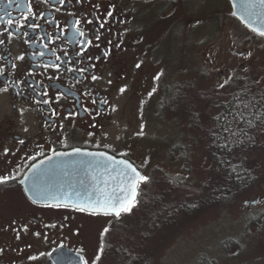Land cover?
Returning <instances> with one entry per match:
<instances>
[{
    "label": "flooded vegetation",
    "instance_id": "obj_1",
    "mask_svg": "<svg viewBox=\"0 0 264 264\" xmlns=\"http://www.w3.org/2000/svg\"><path fill=\"white\" fill-rule=\"evenodd\" d=\"M191 1L65 0L61 4L60 0H19L21 7L16 8V0L12 5L0 0V16L4 17L0 20V40L4 41L0 44V68L4 70L0 89L8 88L0 91V176L14 177L0 183V264H56L60 260L55 257V263L51 256L64 251L80 254L88 264L90 230L106 236L112 224L122 221L126 212L119 217L81 212L76 210L79 205L73 204H88L82 193L86 187H108L111 198L112 185L115 190L127 185L128 180L122 183L121 179L111 178L129 173L121 161L148 177L155 172L149 160L145 162L142 143L138 142L141 127L132 133L130 122L118 118L130 98L139 93L140 87L137 89L133 80L144 73L147 65L161 68L151 78L155 86L149 92H154L152 98L157 97L151 115H156L166 100L176 99L180 109L188 108V86L177 93L172 90L173 79L172 84L166 82L171 72L164 66L163 48L173 44L191 47L193 28L203 24L199 11L193 16ZM226 3L229 16L249 31L231 15L229 1ZM221 9L214 7L206 21ZM108 11H113L111 17ZM9 19L13 25L7 23ZM77 19L85 35L73 41ZM214 23L222 27L221 21ZM32 24L40 27L33 29L29 27ZM249 32L264 41V37ZM168 33L174 39L171 44L166 41ZM81 49L83 55L78 54ZM18 56L24 59H16ZM45 64H59L60 68ZM79 68L85 72L81 74ZM93 75L98 79L93 81ZM53 77L54 82L50 80ZM121 87H126L124 93H120ZM44 91L47 96L40 94ZM105 99L107 104L100 103ZM43 100L48 103H37ZM73 112L78 115H69ZM63 175L75 176L74 183L58 178ZM87 175L93 179L84 178ZM137 191L136 204H143L144 183Z\"/></svg>",
    "mask_w": 264,
    "mask_h": 264
},
{
    "label": "rangeland",
    "instance_id": "obj_2",
    "mask_svg": "<svg viewBox=\"0 0 264 264\" xmlns=\"http://www.w3.org/2000/svg\"><path fill=\"white\" fill-rule=\"evenodd\" d=\"M191 4L193 16L199 11L203 22L191 32V47L163 48L164 66L171 72L166 82L173 79L177 93L188 86V108L166 100L151 115L157 97L149 89L159 66H145L133 80L139 93L118 119L130 122L132 133L141 127L138 142L155 172L144 183L143 204H135L106 236L90 230L88 264H200L202 257L216 264H264V229L246 227L264 211V131L246 133L236 152L217 157H225L229 168L241 165L250 175V182L240 181L237 187L208 148L221 105L244 89L264 92V41L229 16L226 0ZM216 6L222 7L220 13L206 21ZM166 41L174 42L169 33ZM248 52L250 57L241 55ZM225 80L226 86L219 88Z\"/></svg>",
    "mask_w": 264,
    "mask_h": 264
},
{
    "label": "trees",
    "instance_id": "obj_3",
    "mask_svg": "<svg viewBox=\"0 0 264 264\" xmlns=\"http://www.w3.org/2000/svg\"><path fill=\"white\" fill-rule=\"evenodd\" d=\"M251 89H244V92H235L233 97L222 104L220 114L213 121L211 136L208 140V148L212 151L213 160L232 184L237 187L239 182L248 183L251 181L250 175L245 172L241 165L229 168L227 160L218 159L220 154L228 156L236 152L245 143L247 134L264 131V92L250 93ZM240 97V100H237ZM239 103V108L237 104ZM248 106L245 107L244 105ZM244 183V184H245ZM256 227L264 229V211L255 219L249 221L246 227ZM231 243V241H230ZM229 243V244H230ZM233 246L237 242L232 241ZM200 264H216L214 259L201 258Z\"/></svg>",
    "mask_w": 264,
    "mask_h": 264
},
{
    "label": "snow or ice",
    "instance_id": "obj_4",
    "mask_svg": "<svg viewBox=\"0 0 264 264\" xmlns=\"http://www.w3.org/2000/svg\"><path fill=\"white\" fill-rule=\"evenodd\" d=\"M64 2H65V0H60V3L61 4H63ZM261 2L264 3V0H261ZM8 3H9V5H12L13 4V0H8ZM14 6L16 8H20L21 7V5L19 3V0H16ZM113 8H114V6H113ZM0 11H3V10L0 9ZM31 11H32V8H31V5H29V12H31ZM112 15H113V11H108L107 12V16L111 17ZM232 15L235 16L237 14L235 12H233ZM3 19H4V17L3 16H0V20H3ZM25 19H27V17H25ZM7 23L9 25H13L14 21L11 20V19H9L7 21ZM80 23H81V21L79 19H77L74 22V25H73L74 35L71 37V39L73 41H77L78 40V37H83L85 35V33L83 31H81L80 28H79ZM88 23H91V21H88ZM20 27H23V26H20ZM29 27H32L33 29H36V28H39L40 25L39 24H32V25H29ZM103 27H104V24L101 23L100 24V28H103ZM17 30L19 31L20 28H18ZM252 30L254 32H257L259 36L264 37V30H257V29H252ZM5 31H7V29H5ZM62 32H63V30H62ZM8 34H9V36L12 35L11 32H9ZM0 35H3V33H0ZM24 35H27V33H24ZM99 38L100 37L97 35L96 36V39H99ZM78 42L79 43H83L82 40H79ZM3 43H4V41L3 40H0V44H3ZM87 43L90 45L91 44V41L89 40ZM83 53H84V50L81 49L80 53H78V54L79 55H83ZM53 54L55 55V53H53ZM40 55L43 56L44 53L41 52ZM107 55H108V53L105 52V56H107ZM241 55H246V57H250L251 56V52H248L247 54H241ZM0 59H2V57H0ZM16 59L22 61L24 59V56H18ZM59 59H60V57L59 56H56V60H59ZM97 59H99V57H97ZM13 67L15 68L16 65L13 64ZM44 67H52V68H55V69L58 70L60 68V65L59 64H45ZM136 67L139 68L140 67V64H137ZM69 71H72V69H69ZM77 71H79L81 74H83L85 72V69L84 68H79V69H77ZM3 74H4V70H3V68H0V75H3ZM158 78L159 77L157 76L156 79H158ZM55 79H56L55 77L50 78V80H52V82H54ZM91 79L93 81H95V80L98 79V77H96L95 75H93L91 77ZM109 83H111V81H109ZM226 84H227V80H225L224 82L220 83L218 85V87L219 88H224L226 86ZM0 91H8V88L5 87L3 89H0ZM119 91H120V93H124L126 91V87H121L119 89ZM40 94L41 95H44V96H47L48 95V92L47 91H44L43 93H40ZM151 94L152 93H149V95H151ZM58 95L63 96L64 93H58ZM85 95H91V93H85ZM237 100L239 101L240 100V97H237ZM37 103H45V104H47L48 103V100L37 101ZM92 103L93 104H96V101L93 100ZM100 103L107 104L108 101L105 99V100L100 101ZM244 106L247 107L248 105L245 104ZM237 107L239 108V103L237 104ZM84 111L87 114H89V115L92 114L91 113V110L88 109V108H84ZM113 111H115V109H113ZM53 115H55V113H53ZM69 115L75 116V115H78V113L77 112H73V113H70ZM99 115H100V112L97 111L96 112V116H99ZM93 127H95V125H93ZM25 131H27V129ZM138 134L139 135H142L143 134V131L141 130V132L138 133ZM20 143L23 144L24 141L21 140ZM75 151L76 152H79L80 150L79 149H76ZM4 152H5V154H7L8 153V149L5 148L4 149ZM101 155H104V154H101ZM108 159L111 160L112 158L109 157ZM120 163L124 164L126 166V168L129 170V174H128L129 189H128V191L130 193V196L129 197H126V198H124L122 200H120L118 203H114L111 200H109V201H106V202H104L103 204L100 205L101 208H106L108 210V214H114L116 217H119L121 215V212H131L132 208L136 204V196L138 194V191H137L138 186L141 183H147L149 181V179H150L148 176L142 175L135 167H133L127 161H121ZM9 179H14V177L0 176V183H4V182H6ZM121 191H124V189H121ZM56 206L59 207L60 205H56ZM76 210L83 212V211H86L87 208L86 207L77 206ZM93 211H94V209H93ZM24 230L25 231L27 230L26 227H25ZM105 231H107V229H105ZM37 235H39V233H37ZM19 238H20L19 237V233H17V239H19ZM2 251H3V249H0V252H2ZM102 251H103V249H101V252ZM35 258L36 257H30V259H35ZM96 259L99 260L100 259V256H97ZM84 264H87V262H84Z\"/></svg>",
    "mask_w": 264,
    "mask_h": 264
},
{
    "label": "water",
    "instance_id": "obj_5",
    "mask_svg": "<svg viewBox=\"0 0 264 264\" xmlns=\"http://www.w3.org/2000/svg\"><path fill=\"white\" fill-rule=\"evenodd\" d=\"M228 1L231 7V15L233 12H235L237 15L235 16L232 15V16L236 18L245 28H247L249 31L257 35L258 33L254 32L252 29L264 30V3H262L261 0H228ZM128 174L129 173L124 174L120 177L112 176L111 178L112 180L116 178L121 179L123 183L128 180ZM58 178L64 179L65 181H71L70 183L73 184L75 176L63 175V176H59ZM84 178L93 179V177L89 175H87ZM101 178L105 179L104 176H102ZM121 189H124V191H121ZM128 189H129V184L123 185V187L122 186L119 187L118 190H115V187L112 185L111 187L112 197L110 198L109 197L110 191L108 187L106 188L103 186L100 189L99 188L91 189L90 187H86L82 190V193H83L84 201L88 202V204H73V205L86 207L87 211L93 213L115 216L114 214H108V210L106 208H101L100 205L109 200H111L114 203H118L120 200L124 199L125 197H129L130 193ZM116 194L119 195L118 198L115 197ZM122 213L123 212H121V214ZM55 257H57L60 260V263H56ZM51 258H53V261L56 264H84L85 262L80 254H74L71 251L69 253H66L64 251V253L58 254V256H56L55 253L51 256Z\"/></svg>",
    "mask_w": 264,
    "mask_h": 264
}]
</instances>
